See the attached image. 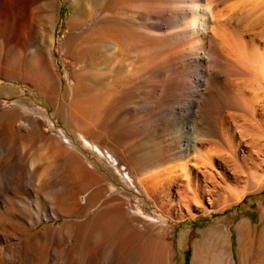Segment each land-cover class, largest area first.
Returning <instances> with one entry per match:
<instances>
[{"label": "bare ground", "instance_id": "1", "mask_svg": "<svg viewBox=\"0 0 264 264\" xmlns=\"http://www.w3.org/2000/svg\"><path fill=\"white\" fill-rule=\"evenodd\" d=\"M14 1L18 8L14 43L20 45L16 56L24 53V29L32 20L31 54L41 67L42 56H52L57 2ZM67 1L68 24L89 26L98 15L92 32L98 39L97 53L93 54L92 46L93 55L87 58L68 55L75 61L69 93L81 98H76L77 112L68 109L67 115L89 128V114L104 112L108 101L125 94L128 101L121 105L135 110L134 120L143 134L150 135L153 157L162 165L155 167L159 169L153 174L156 179L146 177L148 182L140 184L145 183L144 191L158 198L165 216L182 217L195 210L211 213V201L223 209L231 201H242L247 191L264 186V0ZM106 3L113 10L99 11ZM89 61L92 66L87 68ZM40 74L43 91L53 92L48 77ZM57 79L60 89L61 74ZM94 80H106V84L98 87ZM73 153L71 149L64 161L55 164L66 177L75 172L72 180L80 184L89 173L84 174L86 164ZM20 161L10 162L18 170L16 186L27 184L34 170L32 164ZM44 185L32 190L37 202ZM109 186L110 200L105 201L102 190L90 223L69 217L62 226L32 229L41 217L47 218V207L63 211L58 202L70 199L76 210L86 207L77 193L66 188L68 192L59 197L45 196L44 208L34 218L9 208V216L0 215V264H23L25 254H33L38 264H169L172 246L167 240V217L152 224L142 221L128 210L121 190ZM20 198L15 202L22 210ZM152 202L156 206V200ZM261 209L260 224L264 225V205ZM235 228L238 251L248 254L240 263L254 258L256 264H264V226L257 238L253 236L257 227L253 229L249 219L242 217ZM230 234L228 228L209 229L195 246L192 264H235ZM248 235L251 241L246 246Z\"/></svg>", "mask_w": 264, "mask_h": 264}, {"label": "rangeland", "instance_id": "2", "mask_svg": "<svg viewBox=\"0 0 264 264\" xmlns=\"http://www.w3.org/2000/svg\"><path fill=\"white\" fill-rule=\"evenodd\" d=\"M56 2V21L52 56H50V58L47 55H44V57L42 56L43 64L40 67L38 59L34 58L31 54V37L33 33L32 20L30 25L24 29L27 35V40L24 45L25 50L22 56L18 57L16 56V51L20 45L19 42H17V44L14 43L16 31L15 19L17 17L16 15H18L16 1L0 0V215L5 217L9 216V208H12L11 211H21L27 216L34 218L38 209L41 208V206L44 208L45 196H53L55 194V197H59L64 191L68 192L66 190L68 189L75 194L77 193V197H79L87 209L86 207H82L83 209L76 210L70 199H66L63 201L64 203L58 202V204L56 202V204L66 209L63 208V211L57 212L54 208L47 207V218L41 217V220H39L32 229H44V227L48 225L54 227L62 226L69 217L76 221L90 223V219L92 221V215L99 204L96 198H98L101 191L104 190L103 198L106 199V202L109 201L110 196L106 189L109 190V185L112 184V188L120 189L123 197L126 198L128 210L130 209L136 213L142 221L152 224L155 221L163 220L167 217V230H169L167 240L172 246L169 264H192L196 244L202 238L203 234L213 227H223L231 230L232 254L235 264H241L240 260L244 261L248 258V254L246 252L247 250L243 252L238 251L235 226L240 219L244 217L249 219L253 229L257 227L256 233L253 234V236H256L255 238H257V234L259 235L262 232L264 225L260 224V215L262 213L261 208L264 205V186L261 188L262 190L247 191L242 201H231L230 204H227L223 209L219 206L220 203L211 201V204L208 205V207L211 208V213L195 210V213L192 215L185 214L182 217L173 215L165 216V212L161 210V207L157 203V201H159L158 198H153L152 194L144 191L145 189L142 187L143 185L145 186V183H142L143 185L140 184L141 180L142 182H148L147 179H149L150 176L153 177H151L152 179H156L154 177L159 169L157 170L155 167L158 166L159 163L155 160L151 151L153 149L150 146V135L143 134L136 120H134L136 119L135 110L129 111L126 107L121 105L123 101H128L125 94L121 97H117L115 100L108 101V107L104 108L105 113L98 112L100 114H89V119H87L89 121L87 123V125L90 126L89 128L85 126H83V128V123H75L68 117L67 110L70 109L71 112L76 113L78 106L77 101L81 98L80 96L72 97L69 93L71 82L74 79L75 61L68 55L74 54L77 58H87L88 55L92 54L94 48L95 53L93 52V54L97 53L98 42L96 40L98 39L97 37L93 38L96 34H92V32H95L94 26L98 23V15H95L92 23L89 25L90 27L85 24L77 27L76 24H68L71 14V8L69 4L66 3L68 1L56 0ZM33 7L34 5H31V8ZM111 8V5L106 3L101 6L99 11L111 10ZM49 25H51V23H49ZM46 32L49 35L51 30L48 29ZM89 32L91 33L89 34ZM88 34L89 36H87ZM89 37V42H92L90 43L91 45L86 43ZM66 42L67 44L65 45ZM95 43L97 45L94 46ZM92 46L94 47L93 49ZM83 48H85L84 51L82 50ZM99 62L102 63V60L100 59ZM91 66V61H89L87 68ZM40 72L48 77V80L52 84L53 92L45 93V91H43L44 87L42 86V82L44 81ZM60 74L63 83L61 88L58 89L57 78ZM94 82L98 87H102L106 84V80H94ZM122 98L124 100H119ZM100 115L102 116L100 117ZM94 117L99 123L94 121ZM125 126L127 127L125 128ZM2 135L4 136L1 137ZM140 145L145 146L147 149ZM71 149L74 152L73 155H76V158H81L86 164L84 174L89 173L88 175L85 174V177L88 178L86 179L84 177L80 184L73 181L75 179V172H71V174L66 177V175L60 171L59 165L57 166L55 164V162L64 161V159H66L65 156L68 157ZM148 155L149 157H147ZM40 157H43V160ZM16 160H21V163H25L29 166L32 164V170L34 168L30 175L32 181L29 179V182L22 186H16L15 176L18 174V170L10 164V162ZM152 160H154L155 163ZM41 162L43 163L40 164ZM52 164L54 165L52 166ZM161 166L162 165H159L156 168L160 167L161 169ZM48 167L50 169H48ZM156 170L157 172H155ZM36 172L38 173L36 174ZM153 174H155V176H153ZM62 176L66 179L70 176L71 178L66 180ZM159 176L161 177V174L157 177ZM151 178L149 179L150 181L152 180ZM36 182L40 183L36 184ZM44 183V190L38 198L39 202H37L36 198L33 197L32 190L38 189V186ZM72 188H74V190ZM61 192L62 194H59ZM18 197L22 198V200L20 198L22 205L19 203L21 206H24L22 210L17 208V203L15 202ZM153 200H156L157 207L152 202ZM65 202H67L66 205H69L66 206ZM4 205L7 206V208ZM69 212L72 214H68ZM11 219L14 221L17 218L11 216ZM137 223L140 225V222ZM250 241L251 236L248 235L244 245L249 246ZM257 241L258 239L255 241L256 245ZM32 255L33 254H25L22 257L23 264H38ZM30 261L31 263H29ZM254 263L256 264V260L251 258L248 264Z\"/></svg>", "mask_w": 264, "mask_h": 264}]
</instances>
